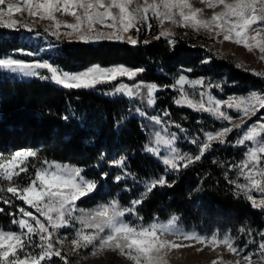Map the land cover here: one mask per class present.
<instances>
[{"label":"snow or ice","instance_id":"1","mask_svg":"<svg viewBox=\"0 0 264 264\" xmlns=\"http://www.w3.org/2000/svg\"><path fill=\"white\" fill-rule=\"evenodd\" d=\"M201 3L214 10L210 17L203 18V9L194 7L190 0H20L17 3L12 0H0V25L10 29L24 28L31 32L36 19L39 18L50 22L45 31L51 30V34L57 38L59 29L63 26L71 30L66 35L71 37L75 34L80 40L126 39L128 43L135 45L138 40L125 34L133 29L139 32L145 25L150 31L153 27L150 20L154 18L161 28L165 21H170L174 25L191 28L198 33L207 32L213 38L222 36V41L241 45L249 52L258 49L261 54L259 59L264 60V0H201ZM217 8L220 10L216 11ZM14 14H20L22 19H14ZM57 14L70 15L75 22H62ZM97 25L112 31H97ZM161 37H166L170 46H175L174 34L170 30L160 31L155 39ZM19 52L32 55L30 52L25 53L23 49ZM0 68L24 76H38V69H46L51 73V80L68 89L93 88L99 83L114 81L117 77L135 78L144 71L143 68L130 69L123 65L109 68L93 65L85 71L69 73L62 72L47 61H25L13 55L0 58ZM204 84L203 79L190 80L181 73L171 85L181 92V97L176 103L196 111L207 112L230 124L233 117L223 109L234 108L240 114L241 123L204 132L202 141H191L198 146V154L193 155L182 153L174 146L175 135L168 132L160 116L149 117L153 125L161 127L159 130H153L145 150L160 157L166 171H179L182 167L187 168L201 160L212 148L213 142L225 143L229 133L235 129H243L246 118L255 116L258 111L264 109V94L256 91L250 92L246 97H231L227 101H221L204 91L199 93V99H195L184 89L185 85L195 88L203 87ZM157 90L156 84L141 81L131 86L121 83L111 94L139 97L148 106H152ZM136 111L146 116L140 109ZM164 115L169 114L165 112ZM261 120H264V117ZM246 142L251 146H247ZM236 145L247 147L240 163L227 166L229 170H237L238 179H229L228 172H225V178L234 185L238 196L242 194L254 208L264 209V123L257 121L249 125L236 141ZM162 152L167 154L162 155ZM30 158H38L37 152L18 150L10 158L0 156V185L4 182L9 185L0 186V193H10L12 197L34 210L29 211L25 207L17 206L18 219L15 218V213H9L14 217L12 223L17 225L20 231L0 229V264H52L53 258H59L63 264H69L68 255L62 254L66 242L70 243L71 252L74 254L79 255L81 250L88 248H91L92 256L106 251L118 252L132 264H167L165 257L170 250L193 246L191 243L181 244L164 239V235L205 246L212 245L213 248L224 245L230 253L238 256L235 264H240L241 260L244 264H264V230L256 233L260 237L257 241L251 229L241 228L239 231L248 235L250 240L239 246L236 238L227 232L221 237L216 232L201 235L194 230L186 231L180 226L179 217L176 215L170 216L166 221L154 218L150 223H143L137 207L155 188L171 186L165 176L147 180L143 184L144 192L140 193L138 198L132 199L128 206L121 205L119 199L112 198L91 210H85L78 208L77 202L92 196L100 185L96 180L86 178L83 175L84 169L79 166L45 160L35 169L34 178L30 179L26 186L15 185L14 179L28 171ZM125 161L126 157L120 156L109 162L110 167L122 170V174L114 177L116 183L124 181L130 175L124 169ZM108 176L107 172L101 173L102 179ZM239 178L244 182L240 183ZM253 191L261 194L259 201L252 195ZM0 201L8 205L13 204L12 199H5L3 196H0ZM0 212H4V209L0 208ZM128 216L135 217V221L127 220ZM61 229H72L70 241L67 235H58ZM249 243L255 245V249L244 255ZM212 264H217V261Z\"/></svg>","mask_w":264,"mask_h":264},{"label":"trees","instance_id":"2","mask_svg":"<svg viewBox=\"0 0 264 264\" xmlns=\"http://www.w3.org/2000/svg\"><path fill=\"white\" fill-rule=\"evenodd\" d=\"M152 25L151 34L145 26L141 28L135 45L109 39L66 40L42 29L29 32L0 26V58L13 55L26 61L48 60L59 69L73 72L94 64H124L144 69L135 78L117 77L93 88L68 89L48 78H20L0 68V152L29 147L38 154V158H33L35 165L55 160L81 167L83 174L96 180L100 187L79 204L92 205L117 198L128 205L144 192L147 180L165 176L171 186L155 188L137 207L143 222L176 215L180 224L202 234L230 230L242 237L241 228L261 231L264 209L254 208L242 194L238 196L234 185L225 178L228 172L229 179H238L237 170L227 167L240 163L244 156L245 148L236 145V137H227L225 143H213L201 160L179 171H166L161 158L147 152L145 146L151 139L152 122L148 118L159 108L169 110L172 119H177L180 126L193 128L201 138L206 128L218 124L211 122L210 116L173 103L174 91L169 86L180 72L191 69L192 76L222 81V90L216 89L221 97L253 90L264 93V76L240 69L231 60L209 56L207 51L185 40L170 46L165 37L155 39L160 33L155 19ZM148 34L152 36L150 40H146ZM21 49L32 55L20 53ZM141 81L166 86L167 89L157 91L163 98L157 99L156 95L155 104L148 106L139 97L111 94L123 82L133 85ZM197 118L201 121L196 122ZM180 145L198 154L196 144ZM114 154L126 157L124 169L130 173L120 183L114 181L116 167L109 166V157ZM35 169L36 166L27 172L30 176L26 180H30ZM102 172L109 176L102 179ZM118 174H122L120 168ZM12 200V205L0 201V208L4 209L0 212V229H16L14 217L9 213H15L18 219L17 206H26L20 200ZM52 264L63 262L53 258Z\"/></svg>","mask_w":264,"mask_h":264},{"label":"rangeland","instance_id":"3","mask_svg":"<svg viewBox=\"0 0 264 264\" xmlns=\"http://www.w3.org/2000/svg\"><path fill=\"white\" fill-rule=\"evenodd\" d=\"M12 2L13 3H17V2H20V0H12ZM190 2L193 4L194 7L203 9V12L201 13V16L203 18L210 17L212 15V12L214 11L213 9L207 8L205 4L201 3V0H190ZM215 10L219 11L220 9L217 8ZM57 15H58L59 19L62 22H66V23H74L75 22L74 18L71 17L70 15H60V14H57ZM25 17H26V14H25ZM13 18L17 19V20H21L22 19L20 14H14ZM150 22L152 23V19L150 20ZM155 22L157 23L156 19H155ZM49 25H50V22L48 20H40L39 18H37L36 21H35L34 29H42V30L45 31V28H48ZM0 26H2V25H0ZM145 27L147 28L146 25H145ZM157 28H158L159 32L164 30V29L170 30L174 34V39H175L176 42L178 40H185L188 44H190L193 47L204 49L205 51L208 52L209 56H214L217 59L231 60L238 68L246 70V71H249V72H251L253 74H255V73H264V60H260L259 59L261 54L259 53L258 49H254L253 51L249 52L248 50H246L241 45H237V44H235L233 42H229V41H222V36L220 38H213V37H210L209 33H207V32L201 31V32L198 33V32L193 31L191 28H187L186 29V28L174 25L170 21H165V23L163 25V28H161L158 25V23H157ZM96 30L97 31L102 30L105 33H108L110 31H112V29L107 28V27L101 28L100 25L96 26ZM69 31H71V30L62 26L59 29V38L66 39V40H80L75 34L72 35L71 37L66 35V33L69 32ZM47 32L49 34H51V30L47 31ZM139 32H136L133 29L129 33L125 34V35L126 36H132L133 38L136 39L137 36H138L137 34ZM150 32L151 31H149V33ZM150 34H148L146 40H150L152 38V36H149ZM99 40H103V38L99 39ZM99 40L92 39V40H87V41L96 42V41H99ZM111 40H116V39H111ZM81 41H85V40H81ZM122 41H127V40L125 39V40H122ZM167 41H168V39H167ZM209 58L210 57H206V60H209ZM41 61H47L48 63L52 64L48 60H41ZM94 65H98V64H94ZM120 65H123V66H125L127 68H130V69H136L135 67L127 66V65H124V64H113V65H109V66L99 65V66L102 67V68H109V67L120 66ZM53 66L56 67L55 65H53ZM91 66H93V65H91ZM91 66H89V67H91ZM56 68H58V67H56ZM88 68H86V69H88ZM1 69H3V68H1ZM3 70H6L7 72L12 73L14 76L20 77V78H32V77H35V76H24L21 73L12 72L11 70H8V69H3ZM59 70H61L62 72H69V73L82 72V71L73 72V71H68V70H63V69H59ZM85 70H83V71H85ZM37 71L40 74V75H38L39 77H47L48 79H50L51 73H49L48 70H46V69H38ZM181 73H183L185 76H187L190 80H196V79H203L204 80L205 84H204L203 87L196 86L195 88H193L190 85H185L184 86V89L188 93V95L190 97H192V98H195V99H199V93L201 91L208 92L213 97H215L216 99L221 100V101H227L231 97H246L250 93L249 92V93H246V94H243V95L242 94H231V95H228L226 97H221L220 95L217 94L216 89H219L220 91L222 90V87H221L222 83H223L222 81H220V80L219 81L218 80H212L211 78H209L207 76H204V75L192 76V75L189 74L187 69H186V71L180 72L174 78V80L171 83V85H173L175 83L176 79H178V77H179V75ZM255 75H257V74H255ZM259 76H264V75H259ZM123 84L131 86L130 84H127L125 82H123ZM209 84L211 85V87H208ZM171 85L169 86V88L174 91L173 103L176 104L177 106H180V107H188V106H186L184 104H177L176 103L177 99H179L181 97V92H180V90L178 88L171 87ZM163 89L165 90V89H167V87L166 86H158V90L157 91L163 90ZM157 91L154 94L155 100H156V95H157V99H158V95H159V93L157 94ZM253 91H256V90H253ZM256 92H258L260 94H264L263 92H259V91H256ZM171 93H173V92H171ZM205 99H207V97H205ZM188 108H190V107H188ZM191 109H193V108H191ZM223 110L228 112V114L233 117L231 124L229 122H227V121L218 120V119H216L215 117H213L211 114H209L207 112L197 111V112L203 113V114H205L207 116H210L212 118L211 122H218V124L213 123V124L216 125L214 128H206V130L204 132L216 131V130H219L222 127H225V126L230 127V126H232V124H240L241 123L240 114L237 112L236 109H234V108L233 109H228L227 107H224ZM262 110L263 109L258 111L255 116H252L250 118H246L247 122L244 124L243 129H235L233 132L229 133L227 135V137H229V136L236 137V139H235V143H236V141L242 135V132L246 131L249 125H251L253 123H256L257 121H260V122L264 123V120H261V118L264 117V112H262ZM168 111L166 109H164V111H163V108H159V110L156 111L154 116H158V115L164 114L165 112L168 113ZM194 111H196V110H194ZM168 114L170 115V113H168ZM169 115H167V116L169 117ZM200 121H201L200 118L196 119V122H200ZM166 123L168 124V127H167L168 128V132L175 135L174 146L182 153H189V154L195 155L196 153H193L192 150L185 149V148L181 147L180 144H182L183 142L187 143V144H193V143H191L192 140L196 139L198 141H202L204 139V137L203 138L199 137L197 135L196 131H194L193 128L191 129V127L180 126L178 124L177 119H175V118H173L172 120L166 119ZM177 125L179 127H177ZM160 127L161 126H159V125H153V124L151 125V131H150L151 138H152L153 130L154 129L155 130H159ZM227 137H226V139H227ZM213 143H216V142H213ZM240 146H243L245 148V150H244V153H245L247 151V147L244 146V145H240ZM247 146H251L250 143H247ZM18 150H32V151H35L34 149H31L29 147H25V148H20V149H17L15 151H12L10 153L0 152V156H3L4 158H10L11 155H13ZM166 154H167L166 152H162V155H166ZM120 156H121L120 154L111 155L109 157V161L114 160V159H118ZM243 159H244V156H243L242 160ZM47 161L61 163V164L75 165V164H72V163L55 161V160H47ZM28 165H29V167H28V171L27 172H32L34 166H36V168L41 166V164L40 165H35V161L33 160V158L29 159ZM31 165H33V166H31ZM27 172L26 173H22L19 177L15 178L13 183L15 185H19L20 187L26 186L27 183L30 182L29 179H28L29 181L26 180V178H28V176H30V174H28ZM116 173L117 174L119 173V168H116ZM32 178H34V175L32 177H30V179H32ZM86 178H89V177H86ZM89 179H91V178H89ZM243 182L244 181L241 178V183H243ZM0 186L7 187L9 185L7 184V182H4ZM1 194L2 195H0V196H3L5 199H13L14 198V197H12V195L10 193H7V192H2ZM252 195L256 198L257 201H259L261 199V194L259 192L253 191ZM105 202H107V201L106 200H101L98 203L92 204V205H83V204H79V202H77V206H78V208H82V209H85V210H91V209L95 208L98 204L105 203ZM120 203H121V205L128 206V205L122 203L121 201H120ZM25 208H27V210H29V211H34L33 209H31L27 205L25 206ZM41 219H43V218H41ZM126 219L129 220V221H135V217H132V216H128V217H126ZM166 220L167 219L160 220V221H166ZM143 223H145V222H143ZM145 224H147V223H145ZM77 226H79V225H77ZM180 226L183 227L186 231H193V230L196 231L193 228H186L182 224H180ZM249 229L252 230L254 238L258 241L260 239V237L258 235H256V233H258V232H255L254 229H252V228H249ZM3 230L4 231H17V232L20 231L18 226L16 227V229H3ZM262 230H264V229H262ZM215 232L218 233L221 237L224 234L221 231H215ZM226 232L236 238L237 244L239 246H243V243L245 241H249L250 240V237L248 235H246L245 233H243V235L241 237L240 234L236 236L234 233L230 232V230H228ZM199 234H201V235H210V234H202V233H199ZM58 235L61 236V237L67 235L69 237V241H70V239H71V237L73 235V232H72V229H61L60 232L58 233ZM162 238L168 239V240H174L176 243H181V244H189V243H191L193 245L191 247H182V248H179V249L170 250L168 252L167 256L165 257V259L167 261V264H212L213 261H217V264H221V262H223V264H229V262H231V264H235V261L238 259V256L235 255V254L230 253L227 250L226 246H224V245H219V246L213 248L212 245L205 246V245L196 243L194 241H184L182 239L178 240V239H176L175 237H173L171 235H164ZM197 249H200V250L198 251ZM254 249H255V245L249 243L248 249H246V251L243 254L246 255L248 251H254ZM62 252H63V254H67L68 255V257H69L70 261L72 262V264H77V261H79V264H132L131 261H129L126 257L121 256L118 252L106 251V252H104V253H102L100 255L92 256L90 254L91 253V248H88V249L81 250L79 255L74 254V253L71 252L70 243H67V242H66ZM85 256L87 257L86 259H82L81 258V257H85ZM254 259H255V257H254ZM240 264H244V261L241 260Z\"/></svg>","mask_w":264,"mask_h":264},{"label":"built area","instance_id":"4","mask_svg":"<svg viewBox=\"0 0 264 264\" xmlns=\"http://www.w3.org/2000/svg\"><path fill=\"white\" fill-rule=\"evenodd\" d=\"M161 98H163V94L160 93L158 95V99H161ZM168 113H169V111H168ZM158 116H160L163 119L165 126L168 127V124L166 123V119L172 120V117L170 115H169V117L168 116L166 117L164 114H161V115H158Z\"/></svg>","mask_w":264,"mask_h":264}]
</instances>
